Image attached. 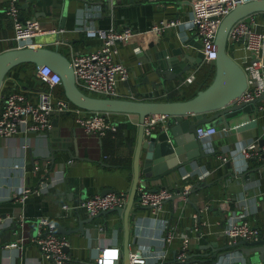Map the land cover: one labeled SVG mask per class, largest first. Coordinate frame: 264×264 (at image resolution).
<instances>
[{
	"label": "crops",
	"instance_id": "0c3cea01",
	"mask_svg": "<svg viewBox=\"0 0 264 264\" xmlns=\"http://www.w3.org/2000/svg\"><path fill=\"white\" fill-rule=\"evenodd\" d=\"M102 0H22L20 12L25 21L37 20L46 29L63 28L62 34H49L34 38L37 47L58 49L71 61L76 53L93 51L100 44L98 38L88 37L83 28L105 30L111 26L134 27L140 34L136 41L121 45L118 59L131 71L130 79L121 85L124 99L166 101L198 93L211 78L203 64L195 71L196 80L180 86L184 78L170 82L166 87H154L152 56L156 44L161 48L171 43L180 46L188 43L199 45L200 41L192 28L196 0H118L110 9ZM7 1L0 0V52L18 48L14 39L15 30L6 17ZM179 19L181 25L172 27L156 40L149 33L155 22ZM59 40L60 43H57ZM193 46V47H194ZM187 47L192 54L198 51ZM137 48L141 52L136 51ZM243 51H235V60L240 61ZM240 63V62H239ZM38 71V69H37ZM31 69L12 70L5 79L3 91H20L27 96L43 88L37 72ZM209 75V76H208ZM215 76V74H214ZM215 79V78H214ZM56 89V96L62 97ZM63 98V97H62ZM179 100V99H177ZM0 100V112L4 108ZM118 131L106 136L89 135L75 121L74 113L54 114L51 135L30 133L9 138H0V218L10 225L0 226V264H50L35 243L36 223L41 216L50 217L57 227L70 234L57 233L67 238V247L76 264H96L102 249L113 247L122 253L125 242V210L122 214L98 215L93 222L83 209L66 210L65 205H78L81 201L102 195L107 189L130 195L134 182V157L138 144L139 117L137 115L113 114ZM218 135L204 140L207 157L191 170L173 173L161 181L140 183L134 207L129 214L130 250L140 252L150 264H172L181 249L185 237H189V255L205 264H247V259L233 247L223 230L235 216L239 222H248L261 232L264 239V158L258 155L248 159L242 150L251 143L264 139V111L258 107L250 114H243L228 122L215 125ZM54 131V132H53ZM56 134L66 143V150L56 153L52 165L50 157L51 137ZM226 158L227 161H223ZM255 173L254 178L241 179L240 173ZM203 172L205 178L201 179ZM47 178V179H46ZM46 181L50 186L41 189ZM44 182V183H46ZM197 182L210 186L192 192ZM191 186L187 198L169 200L164 212L152 215L140 205L142 190H159L163 187L178 192ZM24 188L40 190L21 202L15 195ZM201 216L197 231L194 215ZM22 218L23 221L18 219ZM85 223L84 232L78 230ZM58 229V228H57ZM226 248V249H225ZM217 251V252H216ZM227 253L220 258L214 257ZM216 262V263H215Z\"/></svg>",
	"mask_w": 264,
	"mask_h": 264
},
{
	"label": "built area",
	"instance_id": "2783aa9c",
	"mask_svg": "<svg viewBox=\"0 0 264 264\" xmlns=\"http://www.w3.org/2000/svg\"><path fill=\"white\" fill-rule=\"evenodd\" d=\"M6 17L11 20L15 30L14 39L18 48L37 47L32 40L49 34H62L63 28L46 29L37 20L25 21L20 12L22 0H6ZM254 0H240L247 3ZM239 0H196L192 28L195 30L201 43L200 51L204 54V62L214 65L217 59L216 38L223 18L228 15L237 5ZM179 19L160 20L155 22L149 33L155 39L161 40L165 30L181 25ZM88 37L98 38L101 44L93 51L76 53L73 56V67L76 74V81L79 88L90 94H99L98 97L123 98L121 85L126 83L131 75L130 69L122 63L118 57L123 43L134 42L139 36V32L132 26L118 28L111 26L105 30L83 28ZM57 43H60L59 40ZM243 51L240 57V64L248 75V88L242 94L237 103H253L264 98V13L252 14L239 20L232 27L229 34V51ZM138 53L141 52L137 48ZM1 54V52H0ZM37 76L48 86V90H39L26 95L20 91H15L2 95L0 100L4 102V108L0 112V138L9 139L19 135L30 133L51 135L53 129L52 117L54 114L74 113L75 121L81 125L89 135L106 136L108 133H117L118 124L112 119L113 113L92 112L80 109L69 102L66 98L57 97L56 89L62 85L61 76L54 72L49 66H42L37 71ZM196 72L184 78L180 86L190 85L196 80ZM95 96V95H93ZM264 111L263 105L260 107ZM166 120V116H151L146 118L144 124V135L149 137L156 128ZM197 137L203 142L215 135L218 129L213 127L200 126L197 129ZM245 158H252L258 155L264 158V146L259 143H251L242 150ZM223 161H227L223 158ZM203 172L201 179L205 178ZM47 179V178H46ZM46 182V181H44ZM41 183V191L50 186L49 183ZM24 188L16 199L24 202L30 194L35 191ZM191 186H184L180 190L179 198L186 199ZM177 192L171 188L163 187L157 191L142 190L140 195V205L147 208L152 215L164 212L165 203L173 198ZM129 202V194L113 192L106 195H96L81 201L78 205H65L66 210L83 209L89 217H96L103 212L122 208ZM194 220L196 230L201 227V216L195 214ZM237 217H231L223 234L228 238L229 244L236 247L240 241H259L261 232L258 228L252 227L248 222H239ZM23 221L22 218L18 219ZM10 225V222L0 218V226ZM37 236L35 243L41 253L50 264H76L72 255L67 252L70 242L65 237L57 234V223L48 216H41L36 223ZM189 237H185L181 249L178 251L172 264H205L200 260H194L189 255ZM120 249L107 247L102 249L96 264H118L120 262ZM132 264H150L147 259L138 251L131 253ZM164 264V263H160Z\"/></svg>",
	"mask_w": 264,
	"mask_h": 264
},
{
	"label": "water",
	"instance_id": "95a60500",
	"mask_svg": "<svg viewBox=\"0 0 264 264\" xmlns=\"http://www.w3.org/2000/svg\"><path fill=\"white\" fill-rule=\"evenodd\" d=\"M113 1L116 0H102L100 4L107 3L111 9ZM121 2L118 0V4ZM256 13H264V0L247 3H241L239 0L238 5L223 18L216 38L215 79L208 88L200 90L195 97L188 100L145 101L93 96L79 88L71 59L58 49L33 46L1 52L0 95L6 77L13 69L23 64H34L37 69L46 65L61 76L65 98L75 108L92 112L131 114L139 117L138 144L134 157V182L129 207L125 210V244L122 264L133 263L130 250L129 214L134 207L139 184L161 181L178 171L191 170L195 164L200 163L202 158L207 157L203 142L197 137V129L200 126L210 128L215 125H228L229 121L241 117L243 114H250L263 105L264 98L249 104L237 103L248 88V75L229 51V34L234 24ZM190 46L193 47L194 44L188 42L177 46L171 43L166 48H161L155 43L151 45L156 51L151 58L155 77L154 87H166L168 83L184 78L185 75L197 70L203 64L205 59L204 54L200 51L201 43L193 47L198 51L196 54H192L188 50ZM151 116H166V120L156 128L151 136L146 138L144 124L146 118ZM50 140L51 155L46 161L54 165L56 153L66 150L67 145L56 134ZM260 145L264 146V139L260 141ZM262 168L240 173L239 178L245 179L250 176L254 178L255 173ZM210 185L207 182H197L192 187V192ZM113 192H115L113 189H107L102 195ZM179 193L180 190L172 200L178 199ZM115 211L122 214L123 209L119 207L101 214L107 216ZM94 219L95 217H91L85 223H91ZM85 223H81L78 230L84 232L83 225ZM57 228V233L66 232L61 226ZM71 232L73 230H68L66 233L70 234ZM237 246L246 257L247 264H264V239L258 242L240 241ZM226 254L217 255L215 253L214 257L220 258Z\"/></svg>",
	"mask_w": 264,
	"mask_h": 264
},
{
	"label": "trees",
	"instance_id": "16d2710c",
	"mask_svg": "<svg viewBox=\"0 0 264 264\" xmlns=\"http://www.w3.org/2000/svg\"><path fill=\"white\" fill-rule=\"evenodd\" d=\"M230 54L232 55V56H234V52L231 50L230 51ZM31 69L33 72H34V75L36 74L35 72H37V67L34 65V64H23V65H20V66H18L17 68H15V69H13V70H18V69ZM205 70L207 71L208 70V72L210 73V76H211V78L212 77H214V74H215V66L214 65H208L206 68H205ZM209 76V75H208ZM214 79V78H213ZM213 79L212 80H210V79H208L205 83H204V85H203V87L201 88V90H204V89H206V88H208L210 85H211V83H212V81H213ZM43 85V90H48V86L46 85V84H42ZM63 98H65V94H64V89H63V86L61 85L60 87H59V90L57 91ZM3 93H6V94H9L8 92H7V90L6 91H3ZM196 94L197 93H193V94H191V95H184V96H182V97H176V98H173V95L172 96H170V98H172L173 99V101H176L177 99H179V100H188V99H190V98H193V97H195L196 96ZM179 100H177V101H179Z\"/></svg>",
	"mask_w": 264,
	"mask_h": 264
},
{
	"label": "rangeland",
	"instance_id": "374dc122",
	"mask_svg": "<svg viewBox=\"0 0 264 264\" xmlns=\"http://www.w3.org/2000/svg\"><path fill=\"white\" fill-rule=\"evenodd\" d=\"M93 95L98 96L99 94H94V93H93ZM255 259H257V258H255Z\"/></svg>",
	"mask_w": 264,
	"mask_h": 264
}]
</instances>
